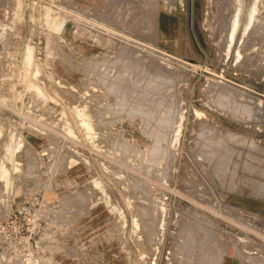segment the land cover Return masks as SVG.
<instances>
[{
  "label": "rangeland",
  "instance_id": "374dc122",
  "mask_svg": "<svg viewBox=\"0 0 264 264\" xmlns=\"http://www.w3.org/2000/svg\"><path fill=\"white\" fill-rule=\"evenodd\" d=\"M260 16L264 0H0V217L30 208L37 264H264ZM32 71L38 133L10 110Z\"/></svg>",
  "mask_w": 264,
  "mask_h": 264
},
{
  "label": "built area",
  "instance_id": "2783aa9c",
  "mask_svg": "<svg viewBox=\"0 0 264 264\" xmlns=\"http://www.w3.org/2000/svg\"><path fill=\"white\" fill-rule=\"evenodd\" d=\"M3 39H5V37H3L2 40ZM13 41L12 44L21 43V45H23L24 40L20 36H17ZM35 42L34 39L27 40L26 42L33 48L29 53L33 65H36L37 61H39V52L34 48L36 45ZM6 43L7 39L4 40L3 44L6 45ZM10 48L13 50L12 54L8 57L4 55V59L9 58V60L12 61V63H10V68H14L15 72L19 75L21 72L22 47L16 48V50L12 46H10ZM5 66L7 67L6 62ZM34 76L36 77V73L32 71L30 76L32 80L31 85L27 83L26 80L22 81L20 87L17 84V99L16 102L10 105V110L14 115L12 122L16 123L20 128L32 129L38 133L40 132L39 129H41L44 124H47L46 118L49 117H47L48 114L41 115L39 96L37 93L38 87L34 82ZM4 89H6V87L1 90V93H3ZM2 105H6L5 102H1L0 107L3 109L6 108ZM47 133H50V131ZM42 134L44 135V133ZM48 159H50V157H48ZM44 201L46 200L42 198V202ZM25 202L26 201H23L24 204ZM30 216V208L26 209L22 207L21 209L7 210L3 213L2 217H0V256L3 258H13V260L17 258L20 259V262L13 264H37V261L33 259V255L37 251L38 245L34 239L36 232L30 230V227L34 228L33 225L31 226ZM1 260L2 264H10L4 262L3 259Z\"/></svg>",
  "mask_w": 264,
  "mask_h": 264
},
{
  "label": "bare ground",
  "instance_id": "6f19581e",
  "mask_svg": "<svg viewBox=\"0 0 264 264\" xmlns=\"http://www.w3.org/2000/svg\"><path fill=\"white\" fill-rule=\"evenodd\" d=\"M257 1V0H256ZM259 2V1H258ZM258 5V4H257ZM260 5V4H259ZM260 7V6H259ZM256 8V7H255ZM252 10V9H251ZM261 10H263V9H261ZM259 12V11H258ZM228 15V14H227ZM261 16H263V15H261ZM260 16V17H261ZM226 17H229V16H225V20L221 23V26L219 27V33L220 34H222L224 37L226 36V38H229V39H231L232 38V36H233V33H234V31L236 30V27H237V22H238V20L236 19V17H235V19H233L232 21H228V19H226ZM247 17V16H246ZM259 17V18H260ZM253 18H255L254 17V15H253V13H252V15H250V19H253ZM257 19V18H256ZM163 20V19H162ZM259 20V19H258ZM257 20V22H259L260 23V20L258 21ZM247 21H250L249 19L247 20ZM252 22V21H251ZM250 22V23H251ZM261 22L262 23H264V19H263V17H261ZM249 24V23H248ZM257 25H261L262 26V24L260 23V24H257ZM264 25V24H263ZM170 26H171V28L172 29H174L173 28V26L175 27V25H174V23L173 22H171L170 23ZM249 26H250V24H249ZM98 28H100V27H98ZM153 28V27H152ZM252 28V27H251ZM256 28H258V27H256ZM260 28V27H259ZM263 29H264V27H262ZM261 29V28H260ZM259 29V30H260ZM101 30V29H100ZM170 30V29H169ZM256 30V29H255ZM260 31H263V30H260ZM244 32V31H243ZM254 32V31H253ZM255 34L257 33V30H256V32H254ZM259 33V35H260V33L261 32H258ZM258 33H257V37H258ZM262 34H264V33H262ZM261 34V35H262ZM152 35H153V33H152ZM254 35V34H253ZM257 37H253V38H257ZM263 37V36H262ZM228 39V40H229ZM258 39H259V37H258ZM257 40V39H256ZM255 40V41H256ZM260 40V39H259ZM254 41V40H253ZM257 42H258V40H257ZM257 42H256V44H257ZM60 44V43H59ZM254 44V43H253ZM263 44H264V42H263ZM63 44H61V46H62ZM139 45V44H138ZM255 45V44H254ZM262 46V45H261ZM63 47H64V45H63ZM262 47H264V45L262 46ZM261 47V48H262ZM64 48H66V47H64ZM57 49H58V47H57ZM264 49V48H263ZM263 49H262V51H263ZM158 50V49H157ZM57 51H59V49L57 50ZM61 51H63V49H62V47H61ZM60 51V52H61ZM155 51H156V49H155ZM258 51V50H257ZM261 51V52H262ZM69 52V51H68ZM158 52V51H157ZM63 53H64V51H63ZM162 53V52H161ZM65 54V53H64ZM168 55V54H167ZM73 56V55H72ZM99 56V55H98ZM169 56H171V55H169ZM66 57H67V54H66ZM89 57V56H88ZM136 59H137V57H135ZM134 58V59H135ZM164 58H166V57H164ZM167 59V58H166ZM175 59V58H174ZM72 59H70V61H71ZM74 60V59H73ZM153 60V59H152ZM177 60V59H176ZM76 61H77V59H76ZM75 61V62H76ZM157 61V60H156ZM65 62V61H64ZM68 62V61H67ZM74 62V61H73ZM261 63V62H260ZM68 64V63H67ZM165 66H167L166 64H165ZM165 66H163L162 64H160V63H153V67L155 68V69H159V71L160 72H163V73H167L168 71H169V68L168 67H165ZM160 74V73H159ZM149 78V77H148ZM158 78V77H157ZM150 84V83H149ZM152 89V88H151ZM150 100V99H149ZM158 101V100H157ZM97 107V106H96ZM96 109V108H95ZM48 125V124H47ZM45 126V124L43 125V127ZM46 130L47 129H49V127L47 126V128H45ZM50 131V130H49ZM55 133V132H54ZM50 134V133H49ZM56 134V133H55ZM58 134V133H57ZM51 135V134H50ZM49 135V136H50ZM58 136V135H57ZM57 138V137H56ZM55 138V139H56ZM67 138V137H66ZM53 139V138H52ZM54 139V140H55ZM57 140V139H56ZM49 148V147H48ZM29 150H30V147H29ZM23 157V156H22ZM31 158V157H30ZM24 160H26V159H24ZM26 161H30L29 159L28 160H26ZM32 161H34V160H32ZM32 161H31V163H32ZM24 162V161H23ZM224 161L223 160H221V161H219V164L221 165L222 164V166H223V163ZM28 163V162H27ZM27 163H25L24 165H26ZM22 164V163H21ZM40 164V163H39ZM28 165V164H27ZM31 165V164H30ZM36 166H37V164H36ZM23 167V166H22ZM30 167V166H29ZM26 168H28V166L26 167ZM32 170H33V165H32ZM89 189V188H88ZM262 190V189H261ZM48 195V194H47ZM51 197V196H50ZM48 200V199H47Z\"/></svg>",
  "mask_w": 264,
  "mask_h": 264
},
{
  "label": "crops",
  "instance_id": "0c3cea01",
  "mask_svg": "<svg viewBox=\"0 0 264 264\" xmlns=\"http://www.w3.org/2000/svg\"><path fill=\"white\" fill-rule=\"evenodd\" d=\"M134 11V10H133ZM132 10H131V12H133ZM125 13H127L126 11H124Z\"/></svg>",
  "mask_w": 264,
  "mask_h": 264
}]
</instances>
